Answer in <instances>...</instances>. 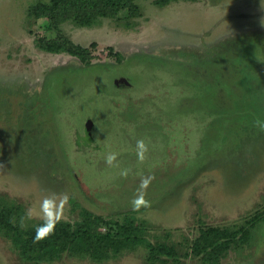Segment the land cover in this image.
I'll return each instance as SVG.
<instances>
[{
	"label": "rangeland",
	"instance_id": "rangeland-1",
	"mask_svg": "<svg viewBox=\"0 0 264 264\" xmlns=\"http://www.w3.org/2000/svg\"><path fill=\"white\" fill-rule=\"evenodd\" d=\"M39 1L0 0V204L30 223L46 198L59 220L132 219L179 252L51 264H210L193 252L208 227L239 233L219 264H264V0H140L139 17L65 22L98 43L89 65L38 47L57 34L29 16ZM0 264L33 263L0 234Z\"/></svg>",
	"mask_w": 264,
	"mask_h": 264
},
{
	"label": "trees",
	"instance_id": "trees-1",
	"mask_svg": "<svg viewBox=\"0 0 264 264\" xmlns=\"http://www.w3.org/2000/svg\"><path fill=\"white\" fill-rule=\"evenodd\" d=\"M140 0H47L39 1L29 8V16L45 19L47 28L55 31L54 37L36 40L38 47L50 53L66 52L86 65L96 58L98 43L89 46L77 44L61 32V26L73 21L81 27H92L102 18L123 19L141 16ZM176 0H156L157 5H166ZM125 13V14H124ZM112 53L113 48L109 47ZM118 60H121L119 55ZM97 137V135H96ZM24 227H21V220ZM44 220L30 223L26 212L16 205L0 204V234L12 243L19 256L27 263H54L64 255L90 258L103 262L125 250L146 247L148 260L157 263L165 259L177 260L178 250L167 243H152L144 227L132 219L125 221L107 219L89 210H82L74 223L58 220L54 230L45 238L36 241V228ZM239 233L218 227L203 229L196 239L193 252L204 254L210 264H219L221 257L236 241Z\"/></svg>",
	"mask_w": 264,
	"mask_h": 264
},
{
	"label": "clouds",
	"instance_id": "clouds-1",
	"mask_svg": "<svg viewBox=\"0 0 264 264\" xmlns=\"http://www.w3.org/2000/svg\"><path fill=\"white\" fill-rule=\"evenodd\" d=\"M261 129L264 130V125H261ZM137 147L140 151V157H141V159H143V153H144V151H146V146H145L144 142L142 140L138 141ZM115 159H116L115 154H109L106 157V162L109 165H111ZM148 183H149V181L147 179L143 180L141 187L146 188ZM145 203L146 202L143 199V194H141L139 198L134 199L132 201L134 209L138 208L140 205L145 204ZM41 210L44 213L45 223L43 226L36 228V235L34 237V239L36 241H39V240L45 238L47 235H49L54 230L55 223L58 222V220H59V215L56 212V205H55V202L53 200L46 198L41 204ZM26 216L28 218H30L31 212L26 213ZM24 226H25L24 220L22 219L21 220V227H24Z\"/></svg>",
	"mask_w": 264,
	"mask_h": 264
}]
</instances>
